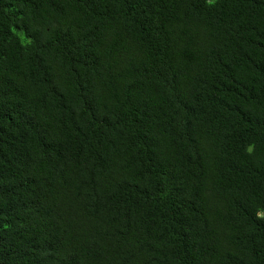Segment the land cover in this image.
Returning <instances> with one entry per match:
<instances>
[{
    "label": "trees",
    "instance_id": "obj_1",
    "mask_svg": "<svg viewBox=\"0 0 264 264\" xmlns=\"http://www.w3.org/2000/svg\"><path fill=\"white\" fill-rule=\"evenodd\" d=\"M0 264H264V0H0Z\"/></svg>",
    "mask_w": 264,
    "mask_h": 264
}]
</instances>
